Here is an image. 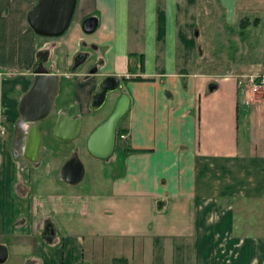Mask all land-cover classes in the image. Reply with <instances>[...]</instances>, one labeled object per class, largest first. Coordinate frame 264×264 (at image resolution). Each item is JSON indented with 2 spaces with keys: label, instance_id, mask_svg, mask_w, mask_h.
<instances>
[{
  "label": "crops",
  "instance_id": "0c3cea01",
  "mask_svg": "<svg viewBox=\"0 0 264 264\" xmlns=\"http://www.w3.org/2000/svg\"><path fill=\"white\" fill-rule=\"evenodd\" d=\"M211 1L76 0L67 29L45 37L26 21L35 0H0V244L7 257L11 250L18 264H104L110 241V264H264V87L236 84L264 75V60L227 61L220 45L225 26L237 23L250 51L263 52L264 0H215L219 9ZM86 17L96 19L91 33L81 30ZM86 51L93 57L71 72L73 56ZM41 53L58 85L50 116L36 124L32 161L16 132V106ZM105 75L123 78L129 104L116 129L124 138L116 130L113 152L101 160L107 173L84 186V172L66 183L61 164L73 152L89 155L85 138L97 111L89 101ZM60 111L81 118V140L53 136Z\"/></svg>",
  "mask_w": 264,
  "mask_h": 264
},
{
  "label": "water",
  "instance_id": "95a60500",
  "mask_svg": "<svg viewBox=\"0 0 264 264\" xmlns=\"http://www.w3.org/2000/svg\"><path fill=\"white\" fill-rule=\"evenodd\" d=\"M76 0H35V4L26 14V21L31 30L40 36L56 37L61 35L68 27L71 20ZM96 26L94 17H86L81 21V30L91 33ZM33 64L30 74L31 80L28 88L17 100L18 120L16 132L25 138L23 156L34 161L40 144V135L36 124L48 118L52 112L53 99L57 92L58 77L42 64L41 53ZM87 57L85 52H77L73 58L69 70L74 72ZM121 87L119 78L114 75H105L97 83L96 90L92 93L89 107L92 110L99 109L107 94ZM209 84L208 90L214 88ZM128 96L122 93L115 99L114 105L108 115L98 122L85 138V148L89 155L100 160H106L113 152L116 125L119 119L127 111ZM82 120L80 117H69L64 111L56 114L53 122L52 134L60 141L69 142L80 133ZM59 178L69 184L79 182L83 176V166L73 152L60 166ZM51 226L46 225L43 235L50 240ZM7 258V249L0 244V263ZM25 264H30L29 262Z\"/></svg>",
  "mask_w": 264,
  "mask_h": 264
},
{
  "label": "rangeland",
  "instance_id": "374dc122",
  "mask_svg": "<svg viewBox=\"0 0 264 264\" xmlns=\"http://www.w3.org/2000/svg\"><path fill=\"white\" fill-rule=\"evenodd\" d=\"M214 4V9H219V6L217 5V1L215 2V0H212L211 2ZM216 3V4H215ZM216 5V6H215ZM218 12V10H217ZM219 15L218 20H221V13H217ZM73 17V14H72ZM217 18V17H216ZM241 26V25H240ZM225 30L222 31L224 37H223V44L220 43V45H222V56L230 62H239V61H243V62H247V61H259L262 62L264 60V57L262 56L261 53L264 54V50H262L263 52H261L260 54L254 51L251 52L250 49L248 48L249 44L247 41V33L246 31H243L242 28L239 27V25L237 23H234L232 25L229 26H225ZM242 27V26H241ZM240 33L239 38L241 40L240 43V48H237V41L235 38H233L235 35H237V33ZM221 33V34H222ZM221 34H218L219 36ZM218 41L220 42V37L217 38ZM220 47V46H219ZM215 49V47H214ZM217 49V48H216ZM218 50V49H217ZM91 57H93V55L91 54ZM89 59L91 58H87L84 63L82 64V66L84 64H86L87 60L90 61ZM94 60V58H92ZM81 67V66H80ZM118 93V91H115L113 93H110L108 96V100H106L104 102V104L97 109L96 112H94V114H92L93 117H89L90 121L92 122V124H97L98 122H100L102 119H104L108 113L111 111L112 107L114 104H112V101L115 97V95ZM121 119V118H120ZM119 119V121H120ZM119 126V124L117 125V127ZM244 134H245V130H244V125L243 124H239V130H238V140L239 141H243L244 139ZM82 136V134L80 133L79 136L77 137L78 140H81L82 138L80 137ZM79 157H81V160L79 158V160L81 161V164L83 166V172L85 173L82 180L80 181V185L84 186L85 184L88 185V179L93 177L95 179L100 178L103 173H107V169L109 165H106L103 161L95 159L89 155H84L83 153H81V155H78ZM84 159V160H82ZM106 246L104 245V250H103V259H104V264H110V258L112 255L116 254L114 247H112V242L110 241H105ZM33 245V243H31ZM33 248V246H32ZM8 257H7V261L8 264H18L20 259H15L16 255H13L11 250L8 253ZM18 256L21 257L20 253L17 254ZM122 264V263H121Z\"/></svg>",
  "mask_w": 264,
  "mask_h": 264
},
{
  "label": "built area",
  "instance_id": "2783aa9c",
  "mask_svg": "<svg viewBox=\"0 0 264 264\" xmlns=\"http://www.w3.org/2000/svg\"><path fill=\"white\" fill-rule=\"evenodd\" d=\"M236 84L238 86H246L249 91L254 92L257 91L259 87H264V75L260 76H252L249 75L245 77V79H237ZM117 138H124L123 134H118Z\"/></svg>",
  "mask_w": 264,
  "mask_h": 264
},
{
  "label": "flooded vegetation",
  "instance_id": "af4514ba",
  "mask_svg": "<svg viewBox=\"0 0 264 264\" xmlns=\"http://www.w3.org/2000/svg\"><path fill=\"white\" fill-rule=\"evenodd\" d=\"M85 53H87V57H86V59H87V58H91V54H92L91 52H87V51H86ZM40 56H42V55L40 54ZM86 59H85V60H86ZM85 60H84V61H85ZM96 61L98 62L99 60H96V59H95V63H96ZM95 68H96L95 64H92V65L89 66L88 69L90 70V69H95ZM122 79H123V78L119 77V80H120V83H121V87L123 86V84H122V82H123ZM121 87H120L119 89L115 90V91H118L117 96H116L115 99H117L118 96H119L120 94H122V92H120ZM115 91H114V92H115ZM108 95H109V94H108ZM106 99H107V96H106ZM106 99H105V101H106ZM105 101H104V102H105ZM114 102H115V100H114ZM114 102H113V104H114ZM103 104H104V103H103ZM42 121H43V120H42Z\"/></svg>",
  "mask_w": 264,
  "mask_h": 264
},
{
  "label": "trees",
  "instance_id": "16d2710c",
  "mask_svg": "<svg viewBox=\"0 0 264 264\" xmlns=\"http://www.w3.org/2000/svg\"><path fill=\"white\" fill-rule=\"evenodd\" d=\"M240 25H241V26H243L244 24L241 22V24H240ZM116 130H117V133L119 132L118 134H120V133H121V131H122L121 129H118V128H117Z\"/></svg>",
  "mask_w": 264,
  "mask_h": 264
}]
</instances>
